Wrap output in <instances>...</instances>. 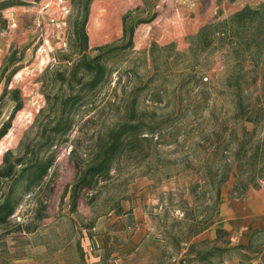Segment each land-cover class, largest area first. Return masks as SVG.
I'll use <instances>...</instances> for the list:
<instances>
[{
    "label": "rangeland",
    "instance_id": "374dc122",
    "mask_svg": "<svg viewBox=\"0 0 264 264\" xmlns=\"http://www.w3.org/2000/svg\"><path fill=\"white\" fill-rule=\"evenodd\" d=\"M10 1L12 5L0 9V131L8 123L0 136V164L24 155V147L25 158L52 154L54 160L40 185L29 191L24 177L0 179V194L12 185L18 199L11 223H35L36 216L45 215L34 231L2 235L0 264H196L185 248L172 252L169 235L183 224L182 199L201 209L212 191L205 184V195L192 203L187 187L197 179L195 170L220 168L223 156L208 153L204 138L212 128L210 110L219 116L224 100L215 92L206 98L195 94L205 89L194 82V69L207 60L205 53L193 57L176 51L187 49L188 36L201 25L264 0ZM86 3L83 50L76 26ZM130 26L131 45L120 48L128 41ZM98 53L104 77L91 87V73L80 59ZM209 61L208 78L220 70L219 53H211ZM131 103L144 111L147 122L153 119L154 132L128 144L109 170L80 192L72 211L69 195L76 165L98 154ZM232 181L230 176L221 185V197L229 196ZM259 188L264 191V179ZM127 202L130 207L123 211ZM218 209L193 240L214 238L215 227L221 225ZM90 223L93 227L83 228ZM5 228L12 229L8 224ZM250 228L232 229L225 238L231 244L246 243ZM263 242L261 229L252 245ZM180 258L186 263H178ZM237 263L233 257L217 264Z\"/></svg>",
    "mask_w": 264,
    "mask_h": 264
},
{
    "label": "trees",
    "instance_id": "16d2710c",
    "mask_svg": "<svg viewBox=\"0 0 264 264\" xmlns=\"http://www.w3.org/2000/svg\"><path fill=\"white\" fill-rule=\"evenodd\" d=\"M12 4L13 1L10 0L0 1V9ZM87 15L86 3L81 22L76 26V36L81 37L83 50L87 38L85 32ZM125 16H122L123 21ZM132 34L133 26H130L128 41L120 45V48L131 45ZM188 44L185 51H176V54H189L194 57L205 53L207 59L198 62L194 69V82L205 84V89L197 90L195 94L206 98L215 92L224 100L219 116L210 110L209 120L212 128L204 138L209 141L208 145L211 148L208 153L217 151L223 156V160L216 171H212L209 166L194 171L197 179L187 187L192 203L193 199L198 200L201 194L205 195L206 191L203 189L205 184L209 183L212 191L205 198L206 203H200L201 209L192 206L187 199H182L185 203V213L181 218L183 224L175 233L169 235L171 240L169 248L173 253L185 248L189 260L195 261L196 264H217L233 257L238 258L237 264H264L262 248L264 242L254 247L252 245L254 233L261 231L259 228H250L246 243L231 244L230 239L225 238L228 235L227 230L222 227H215V236L212 239L193 240L217 211L222 198L220 187L230 176H233V181L228 190L229 198H245L249 189L259 188L261 180L264 179V3L254 6L245 5L222 19L201 25L196 33L188 36ZM214 51L219 53L220 70L215 76L208 78L205 73L210 69L209 58ZM151 54L155 71L157 64L153 46ZM100 57L101 53L91 58L83 54L80 59L83 67L91 73V87L96 86L104 77ZM176 99L179 103V98ZM143 114L144 111L137 109L134 103L129 104L124 119L109 131L106 142L98 154L88 163L76 165V177L71 183L69 195V207L72 211L76 209L80 192L84 188L91 187V181L96 176L107 172L112 161L128 144L136 138H146L148 133L154 132L151 126L153 119L147 122ZM215 124L217 127H214ZM7 126L8 123L0 131V136ZM196 128L198 123L193 129ZM47 145H53V137ZM23 152L24 155L16 156L10 162L4 158V162L0 164V179L16 180L24 177L25 188L29 191L40 185L54 159L52 154L42 158H33V156L25 158L26 147ZM18 165L22 167L16 173ZM17 205L18 199L13 196V186L10 185L0 194V226H4L0 238L3 234L12 231H34L38 226V220L45 217V215L36 216L35 223L33 221L11 223ZM187 209H190V214L186 213ZM7 224L12 229L5 228ZM91 227L93 223L83 228L88 230ZM87 234L90 237V233ZM218 242L221 245H218ZM76 246L80 260L84 262L83 247L78 240ZM172 252L167 253L168 258ZM215 258L218 261H214ZM256 258H259V261L253 263ZM178 263H186V260L180 258ZM92 264H100V262Z\"/></svg>",
    "mask_w": 264,
    "mask_h": 264
},
{
    "label": "crops",
    "instance_id": "0c3cea01",
    "mask_svg": "<svg viewBox=\"0 0 264 264\" xmlns=\"http://www.w3.org/2000/svg\"><path fill=\"white\" fill-rule=\"evenodd\" d=\"M263 194V189L258 188L250 189L245 198H229V196L222 197L217 213L218 221L221 224L220 227L227 230V232L231 231L232 229H248L250 227L264 229ZM248 201H251L250 206ZM252 203L253 205H251ZM121 206L122 210L125 211L129 209L130 204L129 202L122 203ZM256 206L257 209H254Z\"/></svg>",
    "mask_w": 264,
    "mask_h": 264
},
{
    "label": "bare ground",
    "instance_id": "6f19581e",
    "mask_svg": "<svg viewBox=\"0 0 264 264\" xmlns=\"http://www.w3.org/2000/svg\"><path fill=\"white\" fill-rule=\"evenodd\" d=\"M263 195H264V194H263ZM259 196H260V195H259ZM248 203H249V206H250L251 201H250V202L248 201ZM251 205H253V203H252ZM245 206H246V205H245ZM247 208H248V207H247ZM249 208H250V207H249ZM252 208H253V206H252ZM254 209H257V206H256ZM254 209H253V210H254ZM246 210H247V209H246ZM251 210H252V209H251ZM255 211H257V210H255ZM239 212H240V211H239ZM247 212H248V211H247ZM248 213H249V212H248ZM257 217H258V216H257ZM261 218H262V217H261ZM263 221H264V220H263ZM260 222H261V221H260Z\"/></svg>",
    "mask_w": 264,
    "mask_h": 264
}]
</instances>
